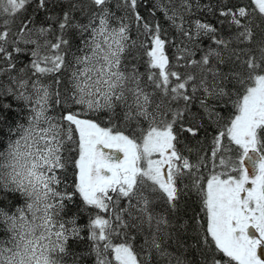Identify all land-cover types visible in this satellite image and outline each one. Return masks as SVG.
<instances>
[{
	"label": "snow or ice",
	"instance_id": "snow-or-ice-1",
	"mask_svg": "<svg viewBox=\"0 0 264 264\" xmlns=\"http://www.w3.org/2000/svg\"><path fill=\"white\" fill-rule=\"evenodd\" d=\"M0 264H264V0H0Z\"/></svg>",
	"mask_w": 264,
	"mask_h": 264
}]
</instances>
